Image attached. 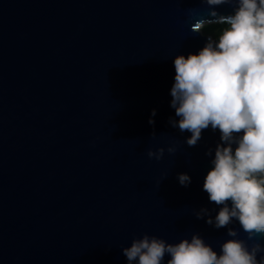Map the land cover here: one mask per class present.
Returning a JSON list of instances; mask_svg holds the SVG:
<instances>
[{
	"label": "water",
	"instance_id": "water-1",
	"mask_svg": "<svg viewBox=\"0 0 264 264\" xmlns=\"http://www.w3.org/2000/svg\"><path fill=\"white\" fill-rule=\"evenodd\" d=\"M237 7L0 0V264H129L123 248L146 234L199 235L218 254L231 239L259 244L264 264V233L215 226L223 205L203 185L221 132L189 146L192 133L170 123L175 58L218 41L198 22Z\"/></svg>",
	"mask_w": 264,
	"mask_h": 264
},
{
	"label": "clouds",
	"instance_id": "clouds-1",
	"mask_svg": "<svg viewBox=\"0 0 264 264\" xmlns=\"http://www.w3.org/2000/svg\"><path fill=\"white\" fill-rule=\"evenodd\" d=\"M206 2L215 9L232 0ZM235 2L234 14L211 13L227 25L218 41L208 38L198 54L175 58L171 107L180 119L170 123L192 133L189 146H195L209 126L219 129L222 143L203 189L211 202L223 205L215 226L227 227L236 219L251 239L264 233V0ZM164 151L150 150L148 156L160 159ZM178 179L183 186L191 180L187 174ZM228 235L236 237L238 232L229 229ZM260 251L259 244L249 251L244 241L231 239L218 254L199 235L173 244L146 234L123 248L129 264H163L166 256L167 264H260Z\"/></svg>",
	"mask_w": 264,
	"mask_h": 264
},
{
	"label": "trees",
	"instance_id": "trees-1",
	"mask_svg": "<svg viewBox=\"0 0 264 264\" xmlns=\"http://www.w3.org/2000/svg\"><path fill=\"white\" fill-rule=\"evenodd\" d=\"M227 27V25L223 22H219L217 24H213L211 26H209L207 29H206V33L208 34H212L213 31H217L215 35H213V37H216L219 39L220 35L222 34L223 30Z\"/></svg>",
	"mask_w": 264,
	"mask_h": 264
},
{
	"label": "rangeland",
	"instance_id": "rangeland-1",
	"mask_svg": "<svg viewBox=\"0 0 264 264\" xmlns=\"http://www.w3.org/2000/svg\"><path fill=\"white\" fill-rule=\"evenodd\" d=\"M201 23L198 25L199 26V29L201 32L205 33L206 32V29L213 25V24H217L219 22H221L220 20H202L200 21ZM199 23V22H198ZM217 31H213V35L216 34ZM212 34H210L211 36H213Z\"/></svg>",
	"mask_w": 264,
	"mask_h": 264
},
{
	"label": "bare ground",
	"instance_id": "bare-ground-1",
	"mask_svg": "<svg viewBox=\"0 0 264 264\" xmlns=\"http://www.w3.org/2000/svg\"><path fill=\"white\" fill-rule=\"evenodd\" d=\"M201 22L198 23V25L200 24ZM197 25V28L199 29V26Z\"/></svg>",
	"mask_w": 264,
	"mask_h": 264
}]
</instances>
